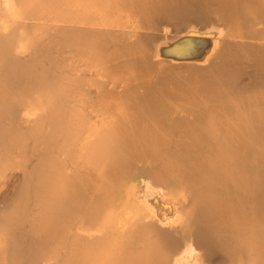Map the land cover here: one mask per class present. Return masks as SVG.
I'll return each instance as SVG.
<instances>
[{
    "label": "bare ground",
    "instance_id": "6f19581e",
    "mask_svg": "<svg viewBox=\"0 0 264 264\" xmlns=\"http://www.w3.org/2000/svg\"><path fill=\"white\" fill-rule=\"evenodd\" d=\"M0 264H264V0H0Z\"/></svg>",
    "mask_w": 264,
    "mask_h": 264
}]
</instances>
